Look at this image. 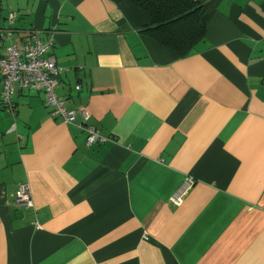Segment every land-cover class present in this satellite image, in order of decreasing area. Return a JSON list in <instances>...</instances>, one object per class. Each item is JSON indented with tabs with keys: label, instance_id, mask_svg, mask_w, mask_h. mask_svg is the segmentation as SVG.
<instances>
[{
	"label": "crops",
	"instance_id": "0c3cea01",
	"mask_svg": "<svg viewBox=\"0 0 264 264\" xmlns=\"http://www.w3.org/2000/svg\"><path fill=\"white\" fill-rule=\"evenodd\" d=\"M194 1L206 38L178 58L127 0H0L15 44L53 39L57 95L107 139L87 147L80 118L15 90L0 108V264H264V0Z\"/></svg>",
	"mask_w": 264,
	"mask_h": 264
},
{
	"label": "built area",
	"instance_id": "2783aa9c",
	"mask_svg": "<svg viewBox=\"0 0 264 264\" xmlns=\"http://www.w3.org/2000/svg\"><path fill=\"white\" fill-rule=\"evenodd\" d=\"M15 19L14 13H8L6 17L8 27L0 29V42L7 44L6 55L0 58V108L9 111L14 109L12 98L16 89L35 91L43 95L44 105L49 108L51 117L59 118L65 124H74L80 118L78 127L86 133L87 147L107 141L98 130L89 125V116L84 108L70 109L66 100L57 95L60 69L49 55L53 39L44 41L38 32L31 31L27 43L15 44L11 39L10 29ZM192 184L191 180H186L172 195L170 201L174 206L181 204ZM15 201L20 206L33 207L27 185L18 188Z\"/></svg>",
	"mask_w": 264,
	"mask_h": 264
},
{
	"label": "trees",
	"instance_id": "16d2710c",
	"mask_svg": "<svg viewBox=\"0 0 264 264\" xmlns=\"http://www.w3.org/2000/svg\"><path fill=\"white\" fill-rule=\"evenodd\" d=\"M148 14L150 23L141 31L178 58L197 51L206 31L200 20L202 7L194 0H127Z\"/></svg>",
	"mask_w": 264,
	"mask_h": 264
},
{
	"label": "rangeland",
	"instance_id": "374dc122",
	"mask_svg": "<svg viewBox=\"0 0 264 264\" xmlns=\"http://www.w3.org/2000/svg\"><path fill=\"white\" fill-rule=\"evenodd\" d=\"M8 2H9V5H11V6H19V7H21L22 6V8H24V7H26L27 5H29L33 0H7ZM17 8V7H16ZM15 8V9H16ZM25 10V9H24ZM9 11H11V9L9 10L8 9V7H3L2 9H1V13L3 14V15H5V18L7 17V15H8V13H9ZM15 11H17V10H14V12ZM16 13L17 12H15L14 14L16 15ZM18 17H19V13H18V15H17Z\"/></svg>",
	"mask_w": 264,
	"mask_h": 264
}]
</instances>
